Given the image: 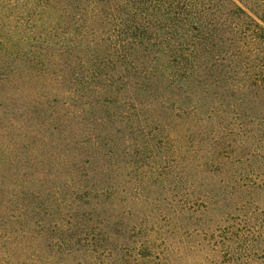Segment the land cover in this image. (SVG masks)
Instances as JSON below:
<instances>
[{"label":"trees","instance_id":"obj_1","mask_svg":"<svg viewBox=\"0 0 264 264\" xmlns=\"http://www.w3.org/2000/svg\"><path fill=\"white\" fill-rule=\"evenodd\" d=\"M0 264H264V0H0Z\"/></svg>","mask_w":264,"mask_h":264}]
</instances>
